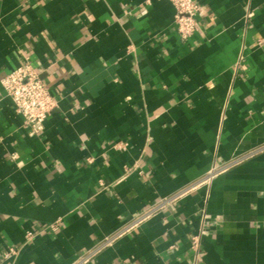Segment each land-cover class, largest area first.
<instances>
[{
	"label": "crops",
	"instance_id": "0c3cea01",
	"mask_svg": "<svg viewBox=\"0 0 264 264\" xmlns=\"http://www.w3.org/2000/svg\"><path fill=\"white\" fill-rule=\"evenodd\" d=\"M195 1L182 40L169 0H0V79L29 58L56 102L33 130L0 83V264L145 214L84 264H264V0Z\"/></svg>",
	"mask_w": 264,
	"mask_h": 264
},
{
	"label": "built area",
	"instance_id": "2783aa9c",
	"mask_svg": "<svg viewBox=\"0 0 264 264\" xmlns=\"http://www.w3.org/2000/svg\"><path fill=\"white\" fill-rule=\"evenodd\" d=\"M174 6V24L179 37L187 40L193 36L198 30V15L203 13V5L195 0H169ZM248 11L247 16H251ZM241 58V57H240ZM241 60V59H240ZM240 62V61H239ZM1 86L11 100L14 110L21 115L25 122L33 129L40 130L42 124L48 115L56 106L55 99L50 94L47 86L40 78L38 72L32 66L29 58H25L23 63L11 72L7 73L0 79ZM126 143H115L116 148L124 149ZM215 173V169H211L205 180H208ZM164 202H159L154 209L160 208ZM153 209V210H154ZM147 214L136 219L131 226L140 222ZM130 226V227H131ZM51 229H57L58 223H52L48 226ZM130 227H125L116 231L107 237L103 242L96 245L92 249L82 254L74 264H84L90 261L102 248L111 245L119 236L122 235ZM35 232L27 231L26 241H30ZM201 235L196 234L191 237V245L194 251L198 253ZM19 248L9 247L4 253L5 257L11 258L18 253Z\"/></svg>",
	"mask_w": 264,
	"mask_h": 264
}]
</instances>
